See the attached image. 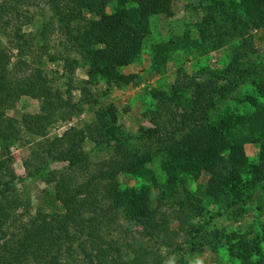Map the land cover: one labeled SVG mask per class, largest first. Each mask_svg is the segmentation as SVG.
I'll use <instances>...</instances> for the list:
<instances>
[{
  "label": "rangeland",
  "instance_id": "1",
  "mask_svg": "<svg viewBox=\"0 0 264 264\" xmlns=\"http://www.w3.org/2000/svg\"><path fill=\"white\" fill-rule=\"evenodd\" d=\"M234 1L238 0H226V3ZM200 3V0H172L170 15L149 14L140 49L130 55L126 65L116 66L117 73L125 78L115 80L91 70L89 53L96 44L90 34V24L98 16L83 8L78 0H0V5L7 7L0 13V72L13 83L15 92L6 100L2 97L0 111L3 116L14 119L19 130L18 138L8 141L15 184L11 191L0 197V209L9 207L10 219L16 220L13 226L27 225L36 216L39 223V218L48 219L53 213L61 212V203L54 189L56 180L63 174L78 182L91 175L99 176L101 164L113 157L122 144L142 156L145 153L151 156L145 162V170L155 177V182L148 175L119 173L120 187L137 190L147 186L150 208L158 215L169 216L168 226L177 228L178 221L173 217L178 209L177 202L191 197L197 187L203 191L209 174L203 171L197 178L178 175L180 181L170 184L160 164L161 142L138 138L137 135L145 128L153 127L147 110L153 99L151 101L147 89H164L168 93L169 97L159 103L162 112H169L168 130L164 134L168 137L176 127L180 113L191 111L196 105L195 99L202 98L204 89L196 83L215 79L229 61L230 45L203 53L200 50L204 48L195 47V24L203 16ZM202 3L206 5L209 1ZM111 5L107 6L108 12ZM70 12H76L77 16L66 19ZM18 27L25 40L21 50L18 47ZM185 34L189 35L187 39ZM244 37L251 43L254 53L250 55L259 62L264 78V23L258 28H246ZM116 41L118 44V39ZM68 84L72 87L70 92H67ZM254 90L249 82L243 83L224 104L211 91L213 98L220 102L221 110L227 104L241 116L233 127L232 141L239 140V136H244L245 127L252 125L255 108L248 99L264 107V97ZM103 107L114 110L115 123L101 113ZM28 114H44L45 128L27 131L22 119ZM70 129H83L88 135L79 146L87 154L84 169L74 161L70 163V156L52 161L47 159L48 151H63L65 141L58 144L59 141L54 140ZM189 130L190 126L184 133ZM183 134L176 135V139ZM116 135H127V139L96 148L95 141L112 140L111 137ZM243 150L250 164L260 165L262 172L259 176L264 184V153L261 154L257 143L249 140L243 143ZM202 197L206 208L218 210L221 198ZM242 206L240 212H222L216 216L207 232L211 231L208 239L213 244L205 243L199 252L193 254L184 233L178 232L170 239L164 237L165 232L156 237L157 232L150 230L145 220L140 223L131 221L121 210H118L115 221L107 226L109 232L106 236H112L116 241L114 253L118 257L131 260L134 255H139L144 264H180V257L187 258V264H264V239L260 240L261 252L253 254L247 262L230 254L225 240L217 239L218 232L261 237L264 233V188L258 191L251 204ZM207 216L208 213L203 211L194 222H203Z\"/></svg>",
  "mask_w": 264,
  "mask_h": 264
},
{
  "label": "trees",
  "instance_id": "2",
  "mask_svg": "<svg viewBox=\"0 0 264 264\" xmlns=\"http://www.w3.org/2000/svg\"><path fill=\"white\" fill-rule=\"evenodd\" d=\"M78 1L83 8L98 16L90 24V34L96 44L89 53L91 70L115 80L125 78L117 73L116 66L126 65L130 55L140 49L148 15H170L169 8L172 3V0ZM200 1L203 16L195 24L194 45L199 50L204 48L200 50L201 53L230 45L229 61L215 75V79L196 83L204 89L202 98L195 99L196 105L191 111L184 110L180 113L179 121L168 137L164 134L168 130L169 112H162L163 108L159 105L169 97L168 93L164 89H147L151 101L153 99L152 106L147 108L153 127L145 128L137 135L138 138L161 142L160 164L166 171L170 184L180 181L178 175L197 178L203 171L209 174L203 191V188L197 187L195 194L177 202L178 209L173 215L178 221L177 228L168 226L169 216L158 215L150 208V189L147 186L137 190L120 187L117 181L119 173L148 175L150 180L155 182V177L145 170V162L149 161L151 156L146 153V157L142 156L121 144L114 156L101 164L99 176L91 175L89 179L78 182L74 177L63 174L56 180L54 189L62 211L53 213L50 218H39L40 222L37 223L36 216L27 225L13 226L16 220L10 219L9 207H2L0 264H144L139 255H134L131 260H124L114 253L116 241L112 236L107 238L106 232H109L107 226L115 221L118 210L131 221H146L150 230L157 232L156 237H161L165 232L164 237L170 239L178 232L184 233L190 253H197L203 244H213L208 239L211 231L209 234L207 232L216 216L222 212H240L243 204H251L257 198L258 191L264 188L259 176L262 171L258 163L248 162L243 143L246 140L257 143L261 154L264 153V107L257 101L248 99L255 108L252 125L245 127L244 136L232 141L233 127L236 126V119L241 116L227 104V107L221 110L220 102L213 98L211 91L224 104L231 99L237 87L249 82L254 91L264 97V78L261 76L260 65L250 55L254 51L251 49V43L244 37L246 28H258L263 25L264 0H238L228 5L226 0H208L209 4L206 5L202 2L207 0ZM109 4L112 5L108 12ZM6 8L0 5V13ZM75 16L76 12H70L66 19H73ZM60 20L63 18L60 17ZM238 24H241L240 28ZM188 37L189 35L185 34V38ZM17 39L21 50L25 40L19 27ZM155 61L158 62L157 59ZM71 88L68 84L67 92H70ZM14 94L13 83L0 72V101L2 97L6 100ZM101 113L111 123H115L116 115L113 109L103 107ZM45 118L44 114L25 115L22 119L24 128L27 131L45 128ZM15 122L14 119L3 116L0 111V197L11 191L15 184L8 145V141L18 138L19 130ZM189 126L190 130L184 133ZM178 134L183 135L176 139ZM86 136L88 135L83 129L64 131L54 141L61 144V140H64L65 148L62 147L63 151H48L47 159L52 161L70 156V163L74 161L84 169L87 154L79 149V146ZM111 139L95 141L96 148L109 146L111 141L116 144L120 139L125 141L127 135H116ZM260 186L262 187L259 188ZM202 196L221 198L218 210L211 211L206 208ZM203 211L208 213L207 218L203 222H194ZM10 226L13 228L10 229ZM17 226L20 227L16 228ZM217 239L225 240L228 252L242 262H247L253 254L261 252L260 240L264 239V233L261 237L249 238L245 233L232 232L228 235L218 232ZM178 261L180 264L188 262L185 257H180Z\"/></svg>",
  "mask_w": 264,
  "mask_h": 264
}]
</instances>
